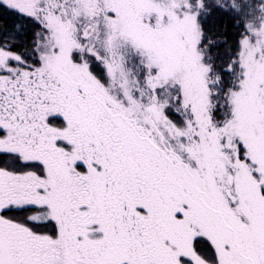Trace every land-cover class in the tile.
Here are the masks:
<instances>
[{"label": "snow or ice", "instance_id": "6c2138e0", "mask_svg": "<svg viewBox=\"0 0 264 264\" xmlns=\"http://www.w3.org/2000/svg\"><path fill=\"white\" fill-rule=\"evenodd\" d=\"M0 264H264V0H0Z\"/></svg>", "mask_w": 264, "mask_h": 264}, {"label": "trees", "instance_id": "16d2710c", "mask_svg": "<svg viewBox=\"0 0 264 264\" xmlns=\"http://www.w3.org/2000/svg\"><path fill=\"white\" fill-rule=\"evenodd\" d=\"M4 19H5V20H9L10 18H8V17H5Z\"/></svg>", "mask_w": 264, "mask_h": 264}]
</instances>
